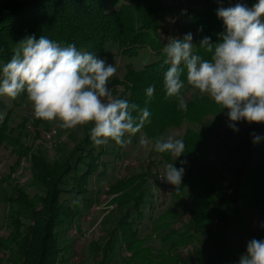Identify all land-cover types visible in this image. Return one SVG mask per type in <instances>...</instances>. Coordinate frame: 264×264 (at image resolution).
<instances>
[{"label": "trees", "instance_id": "trees-1", "mask_svg": "<svg viewBox=\"0 0 264 264\" xmlns=\"http://www.w3.org/2000/svg\"><path fill=\"white\" fill-rule=\"evenodd\" d=\"M243 1L249 8L258 2ZM191 2L194 7L201 3V9H190L182 19L188 20L190 27L196 30L194 54L201 55L202 59H210L211 54L202 49L200 43L205 36L210 37L213 44L218 42V34L224 31V25L216 12L221 6L228 7L229 0H190ZM174 10L160 0H0V66L9 61L21 41L28 37L39 39L41 35L64 46L74 44L78 50L93 52L106 61L109 58V45H115L122 54L130 57L139 56L144 49L156 54L157 60L146 64L140 71H128L125 77L126 90L120 98L149 109L151 122L146 123L141 132L151 139L153 153L168 164L174 163L177 168H185L179 190L173 187L178 195L189 191L192 196V204L196 209L193 224L207 225L216 215L220 216L221 222L222 219L226 222L227 210L239 198L256 196L257 200H262L264 162H257L256 157L262 153L260 145L264 144V139L253 143L254 137L251 134L259 135L264 131V123L249 124L243 121L245 128L240 131L239 142L230 148L233 154L243 159L241 169L233 171L236 176L242 175L243 181L241 184L240 181L236 184L229 183L234 197L228 202L213 177V173L218 171L206 157L210 141L228 110H222L212 99L198 95H193L187 102V110L180 108L176 98H165L163 78L170 65L164 63L166 56L163 48L169 38H183L170 32L169 25L164 22L166 15ZM153 84L155 93L148 100L145 90ZM186 94L184 87L181 90L184 100ZM25 96L26 93H22L18 97ZM18 97L11 100L16 103ZM2 98L8 97L0 96ZM211 115L214 117L213 121L207 119ZM185 122L203 125L204 130L189 129L186 132L183 138L186 147L182 156L175 160L170 153H158L154 150L155 138L165 139L171 128H178ZM3 143L19 150L18 141H14L8 132V120L0 123V146ZM29 153L30 151L27 155ZM106 153L103 146L99 150L94 146L88 129L86 139L74 149L64 165L53 166L41 156H34L32 174L34 180L45 188V195L32 198L23 189H19L12 199L14 203L29 210L32 216V222L28 225L19 219L13 222L17 251L23 264H59L63 260L65 250L60 247L58 229L68 227L80 215L79 203L89 193L91 177H102L106 173L107 164L102 160ZM181 160L186 163L181 165ZM146 175L131 176L112 187L114 192L122 193L118 200L121 198L122 204L130 205V209L137 211L138 216L146 205ZM218 176L222 177L221 174ZM66 186L69 188H65ZM64 193L71 194L73 203L63 199ZM213 199H218L225 205V215L214 207ZM133 211H128L112 231L104 248V260L100 264L108 263L115 252L118 238L124 237L130 243V239L136 234L130 222Z\"/></svg>", "mask_w": 264, "mask_h": 264}, {"label": "rangeland", "instance_id": "rangeland-1", "mask_svg": "<svg viewBox=\"0 0 264 264\" xmlns=\"http://www.w3.org/2000/svg\"><path fill=\"white\" fill-rule=\"evenodd\" d=\"M160 1L175 9L164 19L165 24L169 25L170 18L179 10L174 0ZM237 3L245 4L243 0H229L227 6ZM195 7L201 9L202 4ZM195 7L187 0V12ZM173 33L180 36L192 33V43L194 46L197 43L196 30L184 18L174 26ZM108 52L107 62L117 67V74L109 81V87L116 97L125 93L128 71H140L158 58L148 49L142 50L139 56L130 57L122 54L115 45H109ZM185 89L186 103L193 95L212 99L188 84ZM32 111L27 96L18 97L16 103L10 98L0 99V123L8 120V132L19 146L17 151L7 143L0 146V264H23L17 251L13 222L19 219L28 225L32 222V216L29 210L12 201L17 191L23 189L32 198L46 193L32 174L34 156H41L53 166L64 165L92 127L89 124L71 130L61 129L58 121L36 120ZM227 112L210 141L206 157L218 171L213 173V177L224 193L225 200L230 202L234 195L229 183L240 181L241 184L243 181L242 175L239 177L233 172L241 169L243 159L233 154L230 148L239 142L240 131L245 128V124L243 121L238 122L236 126L239 131H233L228 127ZM207 119L213 121L214 117L211 115ZM189 129L202 131L204 126L185 122L178 128H171L165 139L172 136L183 140ZM141 136L149 139L147 146L140 145ZM259 136L264 139V131ZM125 138L129 137L126 135ZM130 140L124 147L112 141L102 145L107 151L102 157L107 164L106 173L102 177H91L89 193L79 203L80 215L68 227L58 229L60 247L65 250L59 264H100L104 260V248L112 231L128 211H133L130 205L121 203V198L118 200L122 193L114 192L112 187L131 176L146 174V205L139 216L137 211H133L130 221L136 234L130 243L124 237L118 238L115 252L107 264H237L249 240L264 239V192L262 200H257L256 196L239 198L232 203L226 215L225 205L213 199L214 207L225 215L226 222L223 219L221 222L220 216L216 215L207 225H195L193 218L196 209L192 204V196L189 191L176 194L173 185L161 178L168 163L153 153V144L148 135L137 133ZM96 148L99 150L101 146ZM260 148L262 153L256 157L257 162H264V144ZM218 174L222 177L219 178ZM63 199L71 203L74 200L68 193H64Z\"/></svg>", "mask_w": 264, "mask_h": 264}, {"label": "clouds", "instance_id": "clouds-1", "mask_svg": "<svg viewBox=\"0 0 264 264\" xmlns=\"http://www.w3.org/2000/svg\"><path fill=\"white\" fill-rule=\"evenodd\" d=\"M216 14L224 25L218 42L213 44L205 36L200 43L211 54L210 59L194 54L192 33L182 39L169 38L163 48L164 63L170 65L164 73L163 90L166 99L176 98L180 108L187 110L181 96L186 81L222 110L227 109L228 127L238 132L240 121L264 123V0L251 8L243 3L221 6ZM116 74L115 64L93 52L80 51L74 44L64 46L45 35L28 37L0 66V96L15 100L26 93L36 120L58 121L65 130L91 124L94 146L112 141L124 147L151 122V113L147 107L113 95L109 81ZM154 93V84L145 90L148 100ZM251 135L253 143L262 139ZM139 143L147 146L150 141L141 136ZM185 147L183 140L172 136L155 138L154 150L170 153L175 160L184 154ZM184 174V167L169 163L161 178L179 190ZM237 264H264V239L249 240Z\"/></svg>", "mask_w": 264, "mask_h": 264}, {"label": "built area", "instance_id": "built-area-1", "mask_svg": "<svg viewBox=\"0 0 264 264\" xmlns=\"http://www.w3.org/2000/svg\"><path fill=\"white\" fill-rule=\"evenodd\" d=\"M186 4L187 0H174V5L176 8H178V12L174 14L169 22V30L170 32H174V26L182 19V17L187 13L186 11Z\"/></svg>", "mask_w": 264, "mask_h": 264}]
</instances>
